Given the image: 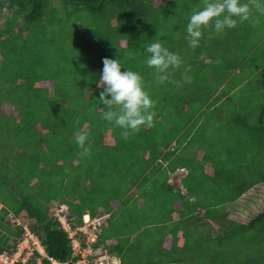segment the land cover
Masks as SVG:
<instances>
[{
    "label": "trees",
    "instance_id": "16d2710c",
    "mask_svg": "<svg viewBox=\"0 0 264 264\" xmlns=\"http://www.w3.org/2000/svg\"><path fill=\"white\" fill-rule=\"evenodd\" d=\"M58 2L63 7H55L54 3ZM242 2L250 4L254 0ZM202 4L203 0H0V19H4L3 29H0V186L10 191L8 198L0 196V221H5L10 214L21 224H27L45 253L65 263L72 259L70 242L58 218L49 217L52 202H56V207L66 204L64 216L72 227L78 224L76 221L81 224L85 215L93 220L109 214L105 220L109 221L112 218L110 201L105 206L97 202V209H100L89 210L84 207L87 198L81 201L69 194L73 190L77 196L76 189L83 187L87 191L93 189L98 197L97 191L103 192L105 186L98 185V179L104 181L108 170L132 169L136 163H141L144 168L136 180L132 178L135 184L130 191L135 189L139 193L147 182L148 173L154 170L155 182L162 171L167 172L159 188L172 193L167 179L178 167L169 164L170 159H165L161 153L167 150L165 156L177 154L179 146L169 149L172 142L167 139L161 144L163 150L160 152L158 145L164 137L156 139L154 126L169 111L170 103L177 116L183 115L184 104L176 94L181 85L182 70L179 67L170 72L169 80L158 82L154 69L146 65L144 49L150 43L161 41L182 60L184 42L189 46L185 26L191 12L202 8ZM62 11L65 18H57ZM83 13L92 18L91 23L79 21V17L83 19ZM64 19L71 30L69 33ZM21 25L27 33L26 39L14 30ZM212 31L205 30L199 46L192 51L208 49L205 42L212 43ZM86 35L88 38L84 39ZM41 43L46 46L39 49ZM258 44H253L244 58L243 62H250L253 69L240 85L259 78L255 87L260 88L255 93L263 102H252L255 113L251 112L241 121L235 120L241 123V128L236 126L240 132L237 137L247 136L241 143L249 144L248 151L244 145H239L235 156L223 157L220 166L212 165L214 175L206 176L208 169L199 170V181L189 185L190 193L198 190V186L202 187L200 181L205 179L215 186L210 190L216 192L220 210H208V217L214 214L225 230V235L218 239L222 246L220 264H229L236 257H242L237 264H264L261 255L264 250V207L246 200L248 207L237 209L243 196L252 189L264 187V116L261 115H264V41L260 39ZM104 58L119 59L121 71L131 70L141 75L144 89L155 101L151 127H142L125 138L122 129L103 119L106 109L99 102L103 88L97 87V82ZM194 61L199 63V59ZM48 81L52 87H43L42 84ZM229 94L225 93L224 97ZM3 104L18 111V115H7L2 110ZM253 117L257 118L256 126L250 121ZM251 131L252 135L248 136ZM78 132L88 133L87 154H83V149L76 143ZM209 161V156L204 155L199 168L208 166ZM188 168H192L191 173L197 170L194 166ZM83 172L92 177L83 178ZM116 175L123 180V174ZM200 193L203 198L210 196L206 187ZM172 195L179 197L175 193ZM196 197L199 198V194ZM195 210L184 208L179 213L185 217ZM247 211L252 212L245 216ZM235 216H244L247 221H237ZM22 229V225L0 223V253L15 250ZM238 237L243 239L241 247H232L230 241ZM99 242L100 236L95 247L106 244ZM198 247L191 251L197 252ZM188 255L184 264H206L208 261L207 257L202 259L192 252ZM37 256L36 253L29 263ZM217 256V250L214 260L208 256L209 264H218ZM243 257L248 258L247 261ZM43 264L48 262L43 260Z\"/></svg>",
    "mask_w": 264,
    "mask_h": 264
},
{
    "label": "rangeland",
    "instance_id": "374dc122",
    "mask_svg": "<svg viewBox=\"0 0 264 264\" xmlns=\"http://www.w3.org/2000/svg\"><path fill=\"white\" fill-rule=\"evenodd\" d=\"M204 3L205 0H203L202 5H204ZM54 6L60 8L63 7V4L58 2V4L54 3ZM249 7L250 17L247 21L238 22L235 28L225 29L222 33L212 31V43H210V41L205 42V44L209 45L208 49L201 52L192 51V48L184 42V58L182 59V64L180 66L182 70L180 73L182 74V79L180 81L181 85L176 89V91H178L176 94L181 97V103L184 104L183 115L177 116L174 109H172L173 106H171V103H168L169 111L160 117L161 119L154 126L156 139L158 138L159 140V138L164 137L158 145V150L160 152L163 150L161 144L167 139L169 140L167 142H172L169 149L174 145H176L174 148L179 146L177 149L179 152L177 154L170 153L165 156L167 150L161 153V156H164L165 159H170L169 164L172 163V165L179 168H188L191 166L197 167V170H193L191 173L189 184L194 181H199V170H206L211 168L212 165L220 166L223 157H228L230 155L235 156L239 145H244L246 147L245 151H248L249 144L241 143L247 136L245 138L237 137V133L240 134V132L237 131L236 126L241 128V123H237L235 120L238 119L241 121V119L243 120L247 115L251 114V112L255 113V111H252V102H263L259 98L260 96L255 93L260 88L256 89L255 87L259 84V78L250 84L244 82L240 85V82L243 78L247 77L253 69L251 68L250 62H248V64L243 62L244 58L247 57L253 44L256 46L260 39L261 42L264 41V4H259V0H254V2H250ZM188 12L189 11L187 10L185 15H187ZM64 14L65 12L62 11L57 18H65L66 15ZM82 17L83 19L79 17V21L92 22V18H90L88 14L83 13ZM72 20H74V18H72ZM3 22L4 19L2 17L0 19V29H3ZM63 22L66 24L67 32H71L66 23V19H64ZM23 24L24 23H22V25ZM22 25L14 27V30L16 33L22 34L23 39H26L27 33L23 32ZM208 30H212V28L209 27ZM87 38L88 36L86 35L84 39ZM221 39L224 40L221 42ZM20 41L22 42V39ZM44 46L46 45L41 43L39 49ZM5 48H7V46H5ZM192 52L198 53L193 54ZM260 56L261 54L258 56L259 59ZM194 59H199V63L195 62ZM201 59L204 60V62L200 61ZM1 60L2 57L0 54V61ZM42 86L45 88H51L52 84L48 81L42 84ZM231 90L232 92H230ZM227 92L230 93L229 97H224V94ZM2 110L7 115H13L14 117L18 115V111H14L5 104L2 105ZM261 115L264 116L263 114ZM191 116H193V118H190ZM256 119V117H253L250 120L255 126L258 125L256 124ZM252 133L253 132L251 131L248 136L252 135ZM202 137L206 140L202 141ZM191 138L192 140H190ZM239 139L241 140L239 141ZM207 141H209V143ZM196 152L204 153V155L209 156V159L211 160L209 163L211 165L207 162L209 167L205 166L203 169L199 168L198 165L201 163V159L199 160V157L196 158ZM164 165L168 166V163L164 162ZM143 168L144 166L141 163H136V166L132 169L123 168L122 170L117 171L108 170L104 181L98 179V185H105L103 192L99 190L97 191L99 194L98 197L93 189L87 191V189L83 187L76 189L77 196L73 193V190H71L69 196H74L81 201L82 199L84 201L87 198V200L84 201V207L89 208V210H99L100 207L97 209L98 203L102 206H105L108 201H110V206L117 203L115 209L110 208L112 218L104 223L103 228L101 229V234L109 237L117 236L118 239L120 237V239L123 238L124 241L126 240V235L131 234V229L133 231L140 230V228L137 227L138 221L139 223L141 221H169L172 213L171 204L177 199L174 198L171 192H166L159 188V185L164 181V176L167 173L165 171H162V174L159 175V183L158 180L156 182L153 180L154 170L153 172L147 171L149 172L147 182L141 187L139 193L135 191L130 194L131 191L135 190L132 189L130 191L131 188H134L133 185L135 184L134 180H136V176H139L142 173L141 169ZM179 168L176 169L174 173L170 174L169 183L173 185L174 189L180 190L184 194V183L182 186V179L187 172L184 169ZM117 173L123 174V180L118 178L116 175ZM126 175L130 178H126ZM81 176L83 178L92 177L85 172H83ZM124 178H126L125 181ZM94 181L96 183L95 179ZM208 181V179L200 181L202 187L198 186L199 189L196 190L197 192L193 191L192 196L199 194L198 199L202 200L203 196L200 192L203 187L208 188V192L210 193V189L215 186ZM54 183L57 184L56 181H54ZM65 190L67 192V186ZM9 193L10 191L8 192L7 188L0 186V196H2V198H8ZM263 197L264 187L258 189L255 193H252V195H249L246 199L256 201L259 205L264 207ZM246 202L247 201H241L237 209L242 210L247 208L248 206ZM66 212V204L56 207V202H52L49 217L55 216L58 220L64 221V215ZM251 212L247 211L245 216L251 214ZM240 213L241 211L237 213L238 217L240 216ZM109 216L110 215H107L106 219ZM106 219L104 217L100 219H91V221L104 222ZM13 220L20 221L18 219H13V216H10L9 214L7 219L5 221H0V223L3 224V222L7 223ZM130 221H133L134 223V226H131V228L127 226ZM237 221L247 220L244 216H241ZM124 224H126L125 227ZM201 236L202 232H200V238ZM204 236L206 239L207 235ZM242 240L241 237L233 238V240L230 241V245L232 247L240 246ZM142 245L147 246L150 245V243L145 240ZM188 245L191 246L187 252L188 254H191V250L200 246L199 242L188 243ZM203 245L204 247L201 252L204 255H209L211 257L212 251L217 250L218 256L216 259L220 261V251L222 250V246L219 244L217 238L214 242H203ZM193 253L199 254L196 251H193ZM182 254H184V250L182 251ZM251 255L253 258V254ZM261 255L264 259V250L261 251ZM104 257L106 258L105 262L108 261L107 256L104 255ZM241 259L242 257L239 259L238 257L232 258L229 264H237ZM243 259L247 261L248 258L243 257ZM103 264L105 263L103 262Z\"/></svg>",
    "mask_w": 264,
    "mask_h": 264
},
{
    "label": "clouds",
    "instance_id": "9594fccd",
    "mask_svg": "<svg viewBox=\"0 0 264 264\" xmlns=\"http://www.w3.org/2000/svg\"><path fill=\"white\" fill-rule=\"evenodd\" d=\"M259 4H264V0H259ZM249 17V3H244L242 0H205L204 6L199 10H194L188 18L185 38L189 46L195 49L199 46L204 31L209 27L216 33H222L225 29L235 28L238 22L247 21ZM144 52L146 53V65L154 69L156 79L161 83L169 80L170 72L178 69L182 64L180 56L170 52L161 41L148 44ZM102 65L97 87L102 86L103 88L99 93V102L106 109L103 119L122 129V136L125 138L139 132L142 127H151L155 116L153 111L155 101L144 89L141 75L131 70L121 71L122 64L119 59L104 58ZM75 135L77 145L83 149V154H87L89 152V148L86 147L88 133L78 132ZM85 217L90 219L87 215L83 217V221ZM9 223L15 226L22 225L23 232L24 226L28 227L20 221L13 220Z\"/></svg>",
    "mask_w": 264,
    "mask_h": 264
},
{
    "label": "crops",
    "instance_id": "0c3cea01",
    "mask_svg": "<svg viewBox=\"0 0 264 264\" xmlns=\"http://www.w3.org/2000/svg\"><path fill=\"white\" fill-rule=\"evenodd\" d=\"M195 155H197L196 158L199 157V160L201 159L200 161H203V153L196 152ZM179 169H184L187 172L184 176V194L180 190L174 189L173 185L169 183V176L167 179V183L172 188V193L179 195L178 199L172 204V213L169 221H141L140 223L138 221L137 227L140 228V230L133 231L131 229V234L126 235L127 237L124 241L123 238L120 239V237L119 240L117 236H103V234H101V229L106 222L104 221L99 230L98 237L100 236L99 243H106L104 245L100 244L101 246L106 247V251L94 258V264H103V262L105 264H179V260L182 261L181 264H184V259L189 256L187 252L191 247L188 243L194 242H199L200 244V248L198 247L197 249V253H201L200 258L203 259L207 257L208 261L206 264L210 263V256H206L201 252L204 247L203 242H214L216 238L219 239L220 236L225 235V230L222 229L220 223L217 222L218 219L214 218V214L211 217H208V210H212L213 212L214 210H220L221 203L220 200L216 198L215 191H211L210 196L203 198L200 201L197 200L198 198L196 196H192V192H189L190 179H187L191 176V170L186 167H180ZM214 173V169L208 168L206 176H212ZM261 188L262 187H257L252 189L249 194L252 195V193H255ZM132 192L134 193L135 190L131 191V193ZM249 194L243 196V201L247 200L246 197H248ZM116 205L117 203L111 205V208L114 207L112 209H115ZM184 208H192L196 210L190 212L189 215L184 217V215L179 213ZM76 223H78L76 226L82 224L78 221H76ZM125 226L126 224H124V227ZM127 226L130 228L131 226H134L133 221L128 222ZM200 232H202L201 238ZM204 235H207L206 239ZM145 240L149 241L150 245L143 246L142 244ZM183 250L184 254H182ZM191 252L193 253V251ZM199 254H197L198 257ZM104 255L107 256L108 261L106 262ZM211 258L214 260L215 250L212 251ZM217 262L220 264L219 260H217Z\"/></svg>",
    "mask_w": 264,
    "mask_h": 264
},
{
    "label": "built area",
    "instance_id": "2783aa9c",
    "mask_svg": "<svg viewBox=\"0 0 264 264\" xmlns=\"http://www.w3.org/2000/svg\"><path fill=\"white\" fill-rule=\"evenodd\" d=\"M64 219L59 222L70 242L72 259L69 262L61 263L49 257L36 236L24 226V232L16 249L11 253L0 254V264H43V260L48 264H94V258L106 250L104 246L95 247L103 221L88 219L84 220L82 225L72 227L69 221ZM36 253L38 256L35 261L29 263Z\"/></svg>",
    "mask_w": 264,
    "mask_h": 264
},
{
    "label": "bare ground",
    "instance_id": "6f19581e",
    "mask_svg": "<svg viewBox=\"0 0 264 264\" xmlns=\"http://www.w3.org/2000/svg\"><path fill=\"white\" fill-rule=\"evenodd\" d=\"M88 217H85V221H87Z\"/></svg>",
    "mask_w": 264,
    "mask_h": 264
}]
</instances>
